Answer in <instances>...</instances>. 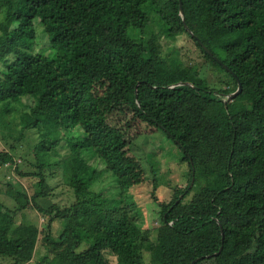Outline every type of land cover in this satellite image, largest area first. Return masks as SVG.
I'll use <instances>...</instances> for the list:
<instances>
[{
    "label": "trees",
    "instance_id": "16d2710c",
    "mask_svg": "<svg viewBox=\"0 0 264 264\" xmlns=\"http://www.w3.org/2000/svg\"><path fill=\"white\" fill-rule=\"evenodd\" d=\"M182 3L184 14L180 0H0V111L8 115L11 102L33 96L22 134L36 128L41 137L38 171L17 169L35 176L40 189L30 197L9 181L6 192L19 208L0 201L1 256L30 261L44 233L47 252L37 264H112L111 256L143 264L146 251L157 264H264V0ZM149 8L162 32L138 41L132 31H145ZM36 21L52 54L36 50ZM162 34H188L232 82L210 86L200 65L164 47ZM239 80L242 91L226 99ZM70 125L84 131L67 140L64 157L77 199L46 209L36 200L48 193L44 171L61 142L54 133ZM160 130L183 150L197 185L190 179L184 197L161 204L163 224L153 238L123 195L148 182L136 140ZM12 160L0 151V167ZM104 174L118 184V197L92 189ZM28 207L49 216L47 227L17 220ZM59 218L65 226L54 235Z\"/></svg>",
    "mask_w": 264,
    "mask_h": 264
},
{
    "label": "rangeland",
    "instance_id": "374dc122",
    "mask_svg": "<svg viewBox=\"0 0 264 264\" xmlns=\"http://www.w3.org/2000/svg\"><path fill=\"white\" fill-rule=\"evenodd\" d=\"M148 11L151 21L145 31H132L133 36L138 41L142 39L147 41L154 34L162 32L156 10L149 8ZM1 18H3L2 14H0ZM36 28L38 32L36 50L52 54L51 43L44 32V25L40 21H36ZM160 40L164 47H176L187 63L200 65L210 86L225 88L228 83L232 82V78L226 71L215 67L206 59L196 42L188 34H182L175 40L162 34ZM0 64L2 63L0 62ZM228 98L229 96H226V99ZM34 103L33 96H24L20 101L11 102L12 110L8 115H3L0 111V151H10L13 155L12 161L0 167V201L5 203L13 212L19 208V204L6 192L9 181H12L17 188L26 191L30 197L40 189L35 176L20 175L17 171V169L22 172L38 171L36 165H39V160L36 154V144L41 140L40 132L36 128H31L22 134L24 130L21 124L22 116L32 108ZM83 132L80 125H70L66 129L54 133V135L61 137V142L58 150L51 154V164L44 171L49 189L46 196L38 197L36 200L38 205L46 209L53 204H57L61 208H69L76 202L74 188L65 172L64 157L68 152L67 140H72ZM135 153L146 168L149 176L148 182L143 187L124 191V203L133 209V217L139 224L153 229V238H155L156 228L163 224L161 204L171 203L179 195H182V190L188 181L193 179V172L188 161L184 159L183 150L162 130L153 134H142L136 140ZM85 156L97 169H107L106 163L98 156ZM113 180L114 178L110 174H104L100 180L92 185V189L118 197L120 189ZM196 185L195 182L191 184L193 187ZM192 194L193 192L185 196L186 199L190 198ZM17 220L26 224H34L42 229L47 227L49 216L35 207H28L17 211ZM64 226V219L54 220V235H59ZM43 234L41 233L39 236L33 259L22 264H37L43 258L47 252ZM88 246L89 243L85 241L78 250H83ZM110 261L112 264H121L116 256H111ZM13 262L12 257L0 255V264H13ZM143 264H157L153 262L149 251L144 254Z\"/></svg>",
    "mask_w": 264,
    "mask_h": 264
},
{
    "label": "water",
    "instance_id": "95a60500",
    "mask_svg": "<svg viewBox=\"0 0 264 264\" xmlns=\"http://www.w3.org/2000/svg\"><path fill=\"white\" fill-rule=\"evenodd\" d=\"M180 7H181V13L184 14V7H183L182 0H180ZM208 50H209V49H208ZM216 59H217L218 61H220L221 64L224 65V63H223L218 57H216ZM226 67H227V66H226ZM227 68H228V67H227ZM241 91H242V83H241V81L239 80V87H238V89H237L235 92L231 93L229 98L233 99V98L236 97ZM193 182H194V177H193V179H192V184H193Z\"/></svg>",
    "mask_w": 264,
    "mask_h": 264
}]
</instances>
